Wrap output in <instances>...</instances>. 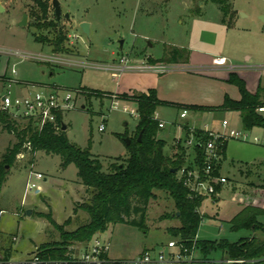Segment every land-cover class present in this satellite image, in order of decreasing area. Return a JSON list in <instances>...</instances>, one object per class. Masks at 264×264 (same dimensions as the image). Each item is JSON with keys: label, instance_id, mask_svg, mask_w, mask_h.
<instances>
[{"label": "rangeland", "instance_id": "374dc122", "mask_svg": "<svg viewBox=\"0 0 264 264\" xmlns=\"http://www.w3.org/2000/svg\"><path fill=\"white\" fill-rule=\"evenodd\" d=\"M58 1L61 17L57 21L52 0H2L0 52L7 54L9 62L6 74L1 73L0 77L8 76L25 83L33 92L40 87H51L79 94L74 109L63 114V124L67 127L65 135L69 143L82 149L89 147L104 170L115 158L128 157L126 139L135 137L138 124L136 104L121 100L117 93L137 90L143 84L152 83L157 76L148 70L145 62L132 61L146 57L159 60L166 46H186L192 35L197 41L204 42L202 46L211 48L213 56L229 57L231 65L264 66V0H230L237 15L235 29L227 34L199 24L214 21L219 15L213 3L207 2L202 19L194 18L193 9L206 3L203 0ZM192 1L193 8L188 11L186 7ZM38 2L46 4V11L43 12ZM23 14L27 15V24L19 27L17 24ZM64 14L69 17L65 18ZM84 22L90 25L88 36L80 29ZM57 37L63 39L60 50L54 52L53 43ZM121 59L130 61L120 63ZM124 65L127 69L119 72L117 66ZM12 67L15 75L11 74ZM163 67L169 68L167 65ZM113 73L117 76L114 77ZM182 80L181 86L172 90L173 94L191 99L205 96L201 83L194 87V84L185 82L186 79ZM81 88L96 91L100 96L88 98L80 92ZM204 117L208 123L213 122V127L219 125V129L221 121L229 119L223 113ZM27 121H17L18 126L22 128ZM101 126L104 129L99 131ZM231 126L242 129L234 120ZM247 133V141L229 140L227 143L264 148V139L259 143L252 141L254 136L264 137L261 136L264 131L254 129ZM15 142V137L0 125V165L4 153ZM227 151L224 175L228 183L219 200L211 202L207 198L202 202L199 209L202 220L196 235L199 241L226 240L232 243L253 234L245 230L231 231L229 221L239 211V203L246 200L245 194L254 191L258 195L257 186L264 180V170L256 165H238L252 163L250 160L255 149L242 150L238 146L232 149L231 146ZM260 157L264 158V155ZM231 162L234 165L230 167ZM3 166L7 167L0 184V246L3 254L27 257L40 246L60 242V232L50 220L61 225L66 232L88 222L84 211L73 212L76 204L89 198L78 182L73 164L63 168L59 156L40 151L34 157L27 153L18 155L12 165ZM30 171L43 175V179L37 182L40 191L36 194L26 191ZM232 186L238 190L233 192ZM154 193L155 197L145 208L142 228L118 223L110 224L105 232L98 233L109 242V256L127 260L146 249L158 248L177 239L168 231L180 226L177 218L170 217L176 210L173 200L166 193ZM135 205L132 202V207ZM27 210L31 211L30 216L25 214ZM139 218L140 213L131 214L125 220L138 221ZM259 221L264 224V216ZM11 236L17 238L16 243H12ZM194 256L197 264H230V260L218 253L207 259L196 250Z\"/></svg>", "mask_w": 264, "mask_h": 264}, {"label": "trees", "instance_id": "16d2710c", "mask_svg": "<svg viewBox=\"0 0 264 264\" xmlns=\"http://www.w3.org/2000/svg\"><path fill=\"white\" fill-rule=\"evenodd\" d=\"M169 1V0H165ZM202 1V0H201ZM215 4L223 16V21L228 22L233 17V11L228 0H203ZM40 8L46 11V4L38 2ZM196 15L200 14L199 7L194 8ZM230 24V23H229ZM228 24V25H229ZM62 39L57 37L53 43V51L60 50ZM188 52L174 46H166L163 56L159 60H149V63L160 62L175 64L179 61H187ZM227 82L235 86L240 98L232 100L225 95L223 102L217 107H194L170 104L157 98L156 92L149 89L147 92H132L117 95L121 100L134 102L137 106L138 124L135 137L130 139L127 145L128 157L126 159L115 158L108 165L107 170L98 158L90 153V148H79L66 138L62 130L63 116H57L56 126L47 124L41 131L37 130L33 122L27 121L22 128L18 122L12 120L5 114H0V125L8 133L15 137L16 142L6 150L0 165V184L5 177L4 164L12 165L18 155L30 154L32 157L37 152L54 154L61 158V166L66 168L73 164L77 169L79 184L89 198L76 204L73 209L82 210L88 215V222L74 231H63L61 225L54 221L49 222L60 232L61 241L58 243L43 245L38 248L40 257L43 259H63L68 253V248L76 243L90 241L96 234L106 231L110 224H132L142 228L144 226V211L148 202L155 197V191L166 193L175 206V212L170 217L179 220L180 226L169 228V234L179 239L188 247L195 245L202 257L206 258L211 253H220L228 260H244L242 264H264V224L259 218L264 216V180L257 186L258 195L254 201L243 206L229 221L230 230L251 231L250 237L241 238L236 242L226 240L199 241L196 240L198 228L202 215L199 212L202 202L206 196L191 193L183 181L177 177V172L183 166L191 169L196 167L202 170L205 162V145L208 136L200 131L194 130L192 134L196 143L192 148L193 159L185 164V152L182 144L179 145L181 152L178 157L170 158L164 153L165 143L157 138L160 131L158 121L154 118L156 109L160 106L172 105L178 110L185 108L194 111H235L239 113L241 128L250 131L253 128H264V115L258 114L256 109L264 106V88L258 86L255 93H250L245 82L235 73L229 74ZM80 92L86 97L100 96L96 91H86L81 88ZM141 135L140 142L137 141ZM189 135L190 132L188 131ZM187 139V138H185ZM184 139V140H185ZM183 140V141H184ZM220 163L215 167L214 175H218L220 164L225 159L226 144L222 147ZM172 170H177L173 173ZM220 187L216 188V191ZM132 202L136 205L132 207ZM179 213L176 216V213ZM140 213L138 221L132 219L126 221L131 214ZM165 218H169L166 216ZM67 223V222H66ZM257 233L259 235H257ZM9 255L6 256L8 258Z\"/></svg>", "mask_w": 264, "mask_h": 264}, {"label": "built area", "instance_id": "2783aa9c", "mask_svg": "<svg viewBox=\"0 0 264 264\" xmlns=\"http://www.w3.org/2000/svg\"><path fill=\"white\" fill-rule=\"evenodd\" d=\"M15 54L19 55L18 52ZM121 59L120 63H125ZM214 65H226L225 58H216ZM127 69L126 65L117 70ZM167 69L158 67L155 71L165 72ZM264 70V68H262ZM11 74L15 75L14 67ZM113 76H117L113 73ZM19 93H18V92ZM23 91V93H22ZM80 93V92H78ZM77 93L62 90L61 88L40 87L37 91H32L25 83L18 82L10 77H0V114H5L15 121L28 120L33 122L37 130L41 131L47 124L56 126L57 116L73 110L77 98ZM180 118H185L188 110L182 108L179 110ZM258 114L264 115V106L256 109ZM159 128L164 124L158 123ZM104 128L101 126L99 131ZM190 130V135L183 141V147L193 148L196 140ZM204 132L209 140L205 145V162L202 170L193 167L191 169L183 166L177 172V177L181 179L184 185L191 193L206 196L210 198L216 195L217 187H223L228 180L221 175H214L215 167L220 163L221 152L224 144L229 140H248V133L245 130L233 128L228 121L223 120L220 129L211 130L207 126L200 130ZM179 141V140H178ZM253 143H259L257 137L252 138ZM43 179V175L36 171H30L26 181V191H33L35 194L40 191L37 182ZM1 213V212H0ZM12 243H16L17 238L11 236ZM110 245L107 240L98 234L90 241L85 243H76L68 248V253L63 259H43L40 257L39 250L36 248L27 257L5 255L0 251V264H196L194 252L197 250L193 244L186 246L179 239L169 240L164 246L158 248L146 249L134 258L127 260H113L109 256ZM9 255L8 258L6 256ZM244 260H230V264H242Z\"/></svg>", "mask_w": 264, "mask_h": 264}, {"label": "crops", "instance_id": "0c3cea01", "mask_svg": "<svg viewBox=\"0 0 264 264\" xmlns=\"http://www.w3.org/2000/svg\"><path fill=\"white\" fill-rule=\"evenodd\" d=\"M228 1L230 3V0ZM193 3L194 2L192 1L186 7L188 11L192 10ZM206 4L207 3L200 4V7H199L200 14L196 15L194 18L202 19L204 17L205 13L202 10L203 8H205ZM1 5H2V0L0 1V8L3 9ZM230 5H231V9L234 14H233L232 19L228 22V24L230 23L229 25L227 24V21H228L227 19L225 20V22L223 21L222 13L220 12V10L218 9L216 5L215 6H216L217 11H219V15L215 18L214 21L207 22L205 20L206 22H201V23H199L198 21L197 22L199 24H202L203 27L216 30L218 33L227 34L229 30L235 29V24H236L235 20H236V15H237V11L233 9V6L231 3ZM201 43H204V42L203 41L199 42L197 41V39H195V37L190 35L186 46L171 45V46H174L180 49H185L188 52L186 63H184L183 61H179L178 63H175V64H170V63L168 64L164 62L151 64L149 63V60L151 59L158 60L152 57H146L147 59H142V60L140 59V60L132 61L134 63H139V64L141 62H145L146 63L145 66L148 68V70L151 73L157 74V76L153 79L152 83L150 82L147 84H143L141 88H138L137 90L134 89L132 91L131 90L128 91L127 93L126 92H122V93L130 95L132 92L145 93L149 89H153L155 90L156 96L159 100L170 103V104H177V105H183V106H194V107H198V106L217 107L222 104L225 95L230 97L232 100H238L240 98L237 88L227 82L229 74L231 72L237 74L245 82L247 90L252 94L255 93L258 86H260L261 88H264V70H262L264 66L259 67L258 65H233V64L231 65L229 64V61L231 60L229 59V57H227L226 55L213 56V53L210 50L211 48L207 49L204 46H202ZM3 54L4 53L0 52V74L5 73V71L7 70L8 62H9V57L5 56L7 54H4V55ZM216 58H225L226 65L224 66L214 65L213 60ZM127 61H130V60L126 59V62ZM162 64H164L163 66L165 65L169 66L170 69L160 66ZM119 67L121 66H117V69ZM158 67H163L167 70L165 72L155 71V69ZM182 79H186L185 82H190L189 85L194 84V87L196 84L201 83L205 91V96L203 97L201 96L202 98H199V99L198 98L191 99L189 97H183V96L179 97L173 94L174 92H172V90L179 88V86H181ZM118 94L119 93H117V95ZM179 113L180 112L178 108L172 105L160 106L156 109L154 113V118L158 122H162L164 124V126L160 128V131L157 134V138L162 140L165 143L164 153L170 158H176L179 156L181 152L179 145L182 144L185 138L189 137L190 134L188 135L187 132L188 131L190 132L191 129L203 130L205 126L215 131L219 129V125L218 127H213L214 125L212 121L211 123H208L204 115L210 116V115H214L217 113H223L225 116L229 118V119L224 118L223 120L228 121L229 124L230 123L232 124V121L234 120L241 127L239 113L235 111H203V112H200V111H194V110L188 109V114L185 118H180ZM180 120H184V121L182 122ZM254 129H257L259 131H264V128H253L252 130L249 131V133L252 132ZM261 136H264V135H261ZM254 137H257V136H254ZM258 139L259 140L264 139V137H258ZM230 143H231L230 145L229 143L226 144L225 159L219 166V170H218L219 175L227 179V177L224 175V169H225L224 162L228 154L227 150L231 146H232V149H234L237 146L238 148L241 147L242 150L249 149V148L255 149L256 151L255 155L250 160V162L252 163L248 164L245 162V164L240 163L238 165H244V166L256 165V167H259L260 170L261 169L264 170V158L260 157L264 155V148H257L255 144H254L255 146L252 147L247 144H236L235 142H230ZM182 149L185 152V155L183 157H184V162L187 165L192 161L194 151L192 148L182 147ZM232 165H234L233 162H231L229 166L231 167ZM225 188L226 186L220 187L217 190L216 195L209 198L211 202H215V200H219L220 195L224 191ZM231 190L233 192H236L238 190V187L232 186ZM245 196H246V200L245 201L243 200V202L239 203L240 205L239 211L243 208V206L252 203L256 195L254 194V191H253L252 193L249 192V194H245ZM0 251H2L1 246H0ZM212 254L214 253H211L210 255ZM210 255L206 258L209 259ZM110 258L113 260H121V259H117L111 256Z\"/></svg>", "mask_w": 264, "mask_h": 264}, {"label": "water", "instance_id": "95a60500", "mask_svg": "<svg viewBox=\"0 0 264 264\" xmlns=\"http://www.w3.org/2000/svg\"><path fill=\"white\" fill-rule=\"evenodd\" d=\"M52 7L54 9V15L56 17V20L57 21L60 20V17H61V6H60V2L58 0H52ZM64 17L65 18H68L69 16H68V14H64ZM26 24H27V15L26 14H23L21 21L18 23V26L19 27H24ZM80 29H81V31L85 35H87V36L89 35V25L87 23L80 24ZM120 45H122V42H120ZM66 128H67L66 125L63 124L62 130L65 131ZM141 135H142L141 133L138 135V138H137V141L138 142H140V140H141ZM126 144L127 145L130 144V139H126ZM6 169H7V167H6ZM172 172L173 173H176L177 170H172ZM25 214L27 216H30L31 211L30 210H27L25 212ZM178 215H179V213L177 212L176 213V216H178Z\"/></svg>", "mask_w": 264, "mask_h": 264}]
</instances>
